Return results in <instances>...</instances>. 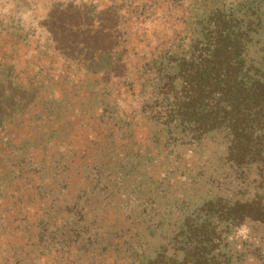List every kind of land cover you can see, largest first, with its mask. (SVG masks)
<instances>
[{
	"label": "trees",
	"instance_id": "16d2710c",
	"mask_svg": "<svg viewBox=\"0 0 264 264\" xmlns=\"http://www.w3.org/2000/svg\"><path fill=\"white\" fill-rule=\"evenodd\" d=\"M30 1L0 28V264H233L264 227L222 187L264 182V0Z\"/></svg>",
	"mask_w": 264,
	"mask_h": 264
},
{
	"label": "rangeland",
	"instance_id": "374dc122",
	"mask_svg": "<svg viewBox=\"0 0 264 264\" xmlns=\"http://www.w3.org/2000/svg\"><path fill=\"white\" fill-rule=\"evenodd\" d=\"M30 2L32 3L30 0H0V22H2L0 24V28H9L7 27L8 25L6 24V21L9 17H11L13 19H19L21 27L27 30L29 26H26V24L35 22V18L32 16L31 12ZM263 39L264 37H262V40ZM258 46L259 45L256 46V50H254L249 56L251 59L256 60V64L260 63L258 60L261 56H263L257 53ZM262 66H264V62H262ZM212 164L214 165V163ZM257 171L258 170H253L251 168L242 183H239L240 180L236 181L235 184L238 186L237 189L234 181L238 179H235L234 174H230L231 177L229 179H225V182L229 183L233 179L235 180L233 183H229L228 185H226L227 183L222 185V187L226 191H233L235 193L240 192L247 196L256 193L264 199V182L261 180V177H257L259 175ZM262 172H264V167ZM215 179V177L212 178V180ZM215 186V182H212L210 186L199 184L195 194L205 197V193L208 191L212 193L215 192ZM187 194H189L187 198H191L192 191H189ZM230 236H234V238L228 239L229 243L226 246L225 252L231 253L233 260L230 259V261H233V264H264V227L247 223L236 228L234 233Z\"/></svg>",
	"mask_w": 264,
	"mask_h": 264
}]
</instances>
